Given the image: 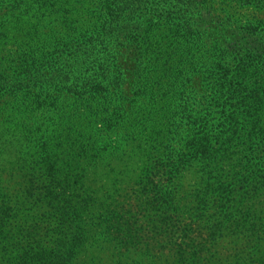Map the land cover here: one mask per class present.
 <instances>
[{"label":"trees","instance_id":"trees-1","mask_svg":"<svg viewBox=\"0 0 264 264\" xmlns=\"http://www.w3.org/2000/svg\"><path fill=\"white\" fill-rule=\"evenodd\" d=\"M242 1L264 11V0ZM204 5L0 0V252L7 264H83L98 258L96 247L125 250L137 214L173 204L193 165L208 177L240 176L245 188L259 179L262 187L264 18L247 19L238 38L224 42L209 32ZM126 54L135 59L130 88L120 66ZM136 145L148 159L144 176L130 181L137 203L86 184L104 163L114 186ZM215 185L228 201L229 182Z\"/></svg>","mask_w":264,"mask_h":264},{"label":"rangeland","instance_id":"rangeland-1","mask_svg":"<svg viewBox=\"0 0 264 264\" xmlns=\"http://www.w3.org/2000/svg\"><path fill=\"white\" fill-rule=\"evenodd\" d=\"M198 1L205 4L201 13L210 20L206 24L210 25L209 32H213L212 36L218 34L220 41L237 39L243 32L240 25L247 19L264 18L263 9L257 8L254 2L246 1L248 5L244 6V1L239 0ZM234 17L242 19L237 26H233ZM166 34L167 30L158 36L165 39ZM132 55L126 54L120 60L128 88L134 82ZM143 152L141 146L136 145L126 155L124 170L115 171L119 173L114 186L109 183L114 176L113 168L104 163L95 176H87L86 184L93 188L105 185L102 187L105 192L110 190L112 195L120 192L122 197L137 203L136 188L130 181L145 174L144 163H148V159ZM214 179L229 182L234 193L228 201L220 193L224 191L217 189L223 186L215 185ZM241 180L240 176H205L198 165L185 169L173 204L164 203L157 211L145 207L137 214L131 245L124 246L125 250L120 245L115 248L114 244H108L103 250L96 247L101 254L95 259L88 258L94 264H264V184L258 190L260 184L256 179L245 188ZM125 188L130 190L126 192ZM170 216L172 219L163 220ZM91 252L95 254L94 249ZM89 259H82V263L90 264ZM0 264H7L1 252Z\"/></svg>","mask_w":264,"mask_h":264}]
</instances>
